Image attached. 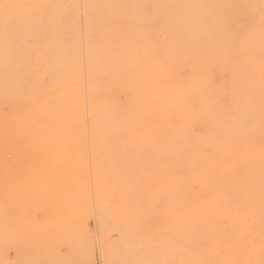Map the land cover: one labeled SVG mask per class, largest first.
<instances>
[{
    "label": "rangeland",
    "instance_id": "374dc122",
    "mask_svg": "<svg viewBox=\"0 0 264 264\" xmlns=\"http://www.w3.org/2000/svg\"><path fill=\"white\" fill-rule=\"evenodd\" d=\"M31 263L264 264V0H0V264Z\"/></svg>",
    "mask_w": 264,
    "mask_h": 264
},
{
    "label": "bare ground",
    "instance_id": "6f19581e",
    "mask_svg": "<svg viewBox=\"0 0 264 264\" xmlns=\"http://www.w3.org/2000/svg\"><path fill=\"white\" fill-rule=\"evenodd\" d=\"M145 201L148 202L145 204L146 210L139 212L141 213L139 216L141 225L140 223L139 225L148 228L147 222L152 221L155 231L154 240L160 245V252L167 258L174 257L181 239V212L177 201L168 196H156Z\"/></svg>",
    "mask_w": 264,
    "mask_h": 264
}]
</instances>
